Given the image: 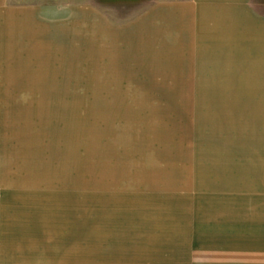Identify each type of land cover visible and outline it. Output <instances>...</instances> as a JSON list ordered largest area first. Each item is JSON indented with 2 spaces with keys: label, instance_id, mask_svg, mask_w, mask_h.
Instances as JSON below:
<instances>
[{
  "label": "rangeland",
  "instance_id": "374dc122",
  "mask_svg": "<svg viewBox=\"0 0 264 264\" xmlns=\"http://www.w3.org/2000/svg\"><path fill=\"white\" fill-rule=\"evenodd\" d=\"M168 1L0 4V264L264 247V30L174 40Z\"/></svg>",
  "mask_w": 264,
  "mask_h": 264
},
{
  "label": "crops",
  "instance_id": "0c3cea01",
  "mask_svg": "<svg viewBox=\"0 0 264 264\" xmlns=\"http://www.w3.org/2000/svg\"><path fill=\"white\" fill-rule=\"evenodd\" d=\"M5 0H0V4ZM164 2L163 15L169 20H179V29L174 25L169 36L182 39L179 32H186V37L192 40H231L247 39L246 33L250 30H264V27H255L258 18V7L252 9V0H179L177 3ZM254 3V2H253ZM258 14H256V13ZM186 24V25H185ZM264 26V22H262ZM176 26V27H175ZM184 26V30L182 28ZM187 26V28H186ZM259 28V29H258ZM179 31V32H178ZM226 32L228 35H218ZM173 35V36H171ZM255 238L258 243H264V235ZM179 264H264V247L238 249L232 251L218 250L212 247L195 251L189 258L176 260Z\"/></svg>",
  "mask_w": 264,
  "mask_h": 264
}]
</instances>
